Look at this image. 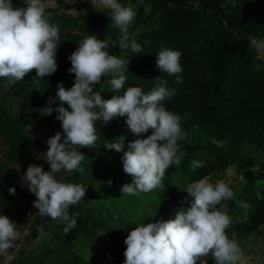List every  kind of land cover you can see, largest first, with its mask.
<instances>
[{
    "label": "trees",
    "instance_id": "1",
    "mask_svg": "<svg viewBox=\"0 0 264 264\" xmlns=\"http://www.w3.org/2000/svg\"><path fill=\"white\" fill-rule=\"evenodd\" d=\"M53 1L56 7L42 10L28 0H0V79L10 85L0 95V139L8 148L0 160V259L19 242L8 224L17 218L34 221L33 234L59 232L61 264H92L66 257L89 218L58 193L90 180V166L123 147L177 170L189 210L166 262L148 256L134 235L110 230L104 264H129L130 255L143 264H232L234 235L264 228V189L249 195L246 218L207 231L205 220L226 219L243 205L229 188L193 185L231 165L250 187L264 180V62L254 46L264 40V0H112L76 18L69 11L77 0ZM77 82L86 96H76ZM92 101L103 115L91 114ZM22 104L29 109L16 113ZM37 116L64 136L58 166L70 171L62 180L35 158L27 178L9 164L36 149L28 126ZM205 253L212 257L199 260Z\"/></svg>",
    "mask_w": 264,
    "mask_h": 264
},
{
    "label": "rangeland",
    "instance_id": "2",
    "mask_svg": "<svg viewBox=\"0 0 264 264\" xmlns=\"http://www.w3.org/2000/svg\"><path fill=\"white\" fill-rule=\"evenodd\" d=\"M30 4L42 10L56 7L53 0H28ZM112 0H77L74 8L69 11L73 17H78L80 11L103 10L108 8ZM131 12L135 8L129 5ZM258 51V58L264 62V40L254 44ZM114 75V74H113ZM98 79L99 76L95 75ZM113 77L109 78L112 82ZM10 85L0 79V95H8ZM76 96H86V90L77 82ZM29 109L22 104L16 106V113L21 109ZM88 108L91 114L103 115V109L97 102H89ZM83 112V108H75L72 117H77ZM18 115V114H17ZM37 119L29 124L33 130L34 139L37 141L36 149L26 150L10 166L24 178L36 169L33 165L34 158L44 164L53 165L50 175L62 180L70 167L60 168L62 151L65 139L63 134L54 130L47 119L37 116ZM94 124L101 127L104 121L95 117ZM8 148L0 139V160L5 159ZM134 151V150H133ZM131 150L120 148L110 154L105 161L94 163L90 166V180L85 179L79 187L69 191L60 190L58 197L63 200L68 194L70 201L75 205H83L89 218L87 228L77 241L67 246L66 257L72 254L78 256L83 262L92 264H104V253L109 244L114 240L110 230L123 231L137 237L146 250L148 256L160 262H166L170 257L169 245L176 227L181 223L183 213L189 210V199L186 196L182 175L177 171L167 172L159 165L153 163L150 154L139 156ZM205 153H200L202 158ZM210 161L211 157L204 156ZM238 165H231L224 174L212 175L198 184L193 185L195 190H209L222 186L229 188L240 196L242 208L226 219L210 220L204 222L207 231H217L225 223L233 224L237 220L246 218L248 214V198L251 192L262 196L264 180L257 181L255 187H250L244 175L238 171ZM91 182V183H90ZM174 189L172 196H176L175 203H170L169 192ZM173 198V197H172ZM9 232L19 237L18 244L12 251H8L0 259V264H61L59 248L63 242L58 236V231L33 234L34 221H29L27 226L20 223L17 218L8 221ZM138 231L139 234L135 233ZM141 232V233H140ZM55 233V234H54ZM234 255L232 264H264V228L259 234L240 239L234 235L232 242ZM205 253L202 258H211ZM129 264H143L136 257H129Z\"/></svg>",
    "mask_w": 264,
    "mask_h": 264
}]
</instances>
